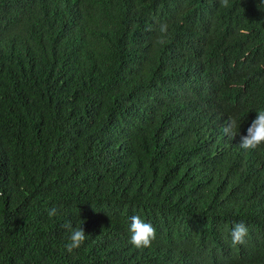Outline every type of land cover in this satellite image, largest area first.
Returning a JSON list of instances; mask_svg holds the SVG:
<instances>
[{"label": "trees", "instance_id": "1", "mask_svg": "<svg viewBox=\"0 0 264 264\" xmlns=\"http://www.w3.org/2000/svg\"><path fill=\"white\" fill-rule=\"evenodd\" d=\"M228 5L0 0V264H264V0Z\"/></svg>", "mask_w": 264, "mask_h": 264}, {"label": "clouds", "instance_id": "2", "mask_svg": "<svg viewBox=\"0 0 264 264\" xmlns=\"http://www.w3.org/2000/svg\"><path fill=\"white\" fill-rule=\"evenodd\" d=\"M222 7H228V0H220ZM159 32L162 37L167 35L168 25L162 23L159 25ZM163 42V39H161ZM236 127V121L229 118L225 126H223V133L230 139L236 134L233 133V128ZM264 144V110L257 112L256 118L252 121L250 127L247 129L246 135L240 136L239 147L244 150H255ZM49 217L57 215V209L52 207L48 209ZM129 232L130 244L136 248H148L156 239V229L150 222H145L139 215H133L129 218ZM63 227L69 231V242L65 244V249L71 253L73 250L80 248L86 241V234L82 227H73L71 222H66ZM248 235V228L243 222L234 223L230 236L231 245H243L245 237Z\"/></svg>", "mask_w": 264, "mask_h": 264}]
</instances>
